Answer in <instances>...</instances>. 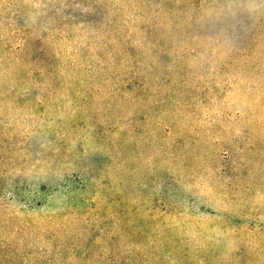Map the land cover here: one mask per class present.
<instances>
[{
  "label": "rangeland",
  "instance_id": "374dc122",
  "mask_svg": "<svg viewBox=\"0 0 264 264\" xmlns=\"http://www.w3.org/2000/svg\"><path fill=\"white\" fill-rule=\"evenodd\" d=\"M0 264H264V0H0Z\"/></svg>",
  "mask_w": 264,
  "mask_h": 264
}]
</instances>
